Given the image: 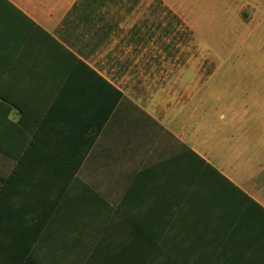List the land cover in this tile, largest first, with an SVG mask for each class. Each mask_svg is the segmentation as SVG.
Returning a JSON list of instances; mask_svg holds the SVG:
<instances>
[{
  "label": "crops",
  "instance_id": "obj_1",
  "mask_svg": "<svg viewBox=\"0 0 264 264\" xmlns=\"http://www.w3.org/2000/svg\"><path fill=\"white\" fill-rule=\"evenodd\" d=\"M155 8L0 0V264H264V51Z\"/></svg>",
  "mask_w": 264,
  "mask_h": 264
},
{
  "label": "rangeland",
  "instance_id": "obj_2",
  "mask_svg": "<svg viewBox=\"0 0 264 264\" xmlns=\"http://www.w3.org/2000/svg\"><path fill=\"white\" fill-rule=\"evenodd\" d=\"M152 1L142 0L145 6ZM154 1L156 18L165 25L162 33L172 24L171 33L192 34L185 38L186 44L177 41L178 58L172 64L179 59L188 61L197 53L203 64L239 67L244 65L245 52L264 51V0H164L179 13L187 27H181L172 14L162 10L159 0Z\"/></svg>",
  "mask_w": 264,
  "mask_h": 264
},
{
  "label": "trees",
  "instance_id": "obj_3",
  "mask_svg": "<svg viewBox=\"0 0 264 264\" xmlns=\"http://www.w3.org/2000/svg\"><path fill=\"white\" fill-rule=\"evenodd\" d=\"M160 2V1H159ZM165 10H167L168 11V9H165ZM169 12V11H168ZM170 13V15L172 14V18H174L175 20H177V22L180 24V26L181 27H183V25H184V23L181 21V20H179L172 12H169ZM171 26H172V24H171ZM185 26V25H184ZM185 27H187V26H185ZM187 32V31H186ZM181 33V35L183 36V37H190V36H192V34L191 33ZM191 32V31H190ZM189 34V35H188ZM188 40H191V39H188Z\"/></svg>",
  "mask_w": 264,
  "mask_h": 264
}]
</instances>
